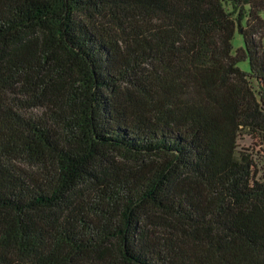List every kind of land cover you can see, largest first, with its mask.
<instances>
[{
	"label": "trees",
	"instance_id": "trees-1",
	"mask_svg": "<svg viewBox=\"0 0 264 264\" xmlns=\"http://www.w3.org/2000/svg\"><path fill=\"white\" fill-rule=\"evenodd\" d=\"M262 13L0 0V264H264Z\"/></svg>",
	"mask_w": 264,
	"mask_h": 264
},
{
	"label": "rangeland",
	"instance_id": "rangeland-1",
	"mask_svg": "<svg viewBox=\"0 0 264 264\" xmlns=\"http://www.w3.org/2000/svg\"><path fill=\"white\" fill-rule=\"evenodd\" d=\"M262 17L264 19V13H262ZM233 45L236 51L244 46L243 36L239 30L236 31ZM263 46H264V39H263ZM239 67L242 71L250 72L249 61L240 63ZM256 144L258 143L256 142V140L252 141V137L248 132L243 133L240 139V146L241 148H244L246 150L253 151L254 158L258 165V171H259L258 177L264 178V142H262L263 146L261 147L256 148ZM259 144H261V141H259Z\"/></svg>",
	"mask_w": 264,
	"mask_h": 264
}]
</instances>
